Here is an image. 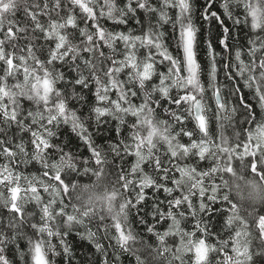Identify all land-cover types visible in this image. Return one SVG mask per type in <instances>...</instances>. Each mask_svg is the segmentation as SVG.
Returning a JSON list of instances; mask_svg holds the SVG:
<instances>
[{
	"label": "snow or ice",
	"instance_id": "1",
	"mask_svg": "<svg viewBox=\"0 0 264 264\" xmlns=\"http://www.w3.org/2000/svg\"><path fill=\"white\" fill-rule=\"evenodd\" d=\"M57 258L264 264V0H0V264Z\"/></svg>",
	"mask_w": 264,
	"mask_h": 264
},
{
	"label": "trees",
	"instance_id": "2",
	"mask_svg": "<svg viewBox=\"0 0 264 264\" xmlns=\"http://www.w3.org/2000/svg\"><path fill=\"white\" fill-rule=\"evenodd\" d=\"M227 23L230 25V24H231V21H227ZM173 49H174V43H173ZM217 50L219 51V49H217ZM199 55L201 56V58H205V57H204V53H203V51H201ZM249 175H250V174H249ZM89 182H90V181L88 180L87 177H85V178L83 179V181H82V183H89ZM241 194L247 196V190L244 189L243 187H242V189H241ZM233 195L236 196V193L234 192ZM74 242L77 243V244L80 243L78 238H76V240H75ZM82 251H83V249L77 248V253H78V254H80ZM57 264H61V260H60V258H57Z\"/></svg>",
	"mask_w": 264,
	"mask_h": 264
}]
</instances>
